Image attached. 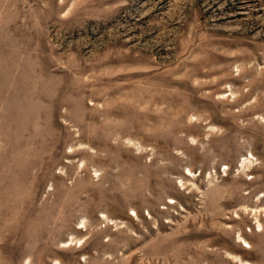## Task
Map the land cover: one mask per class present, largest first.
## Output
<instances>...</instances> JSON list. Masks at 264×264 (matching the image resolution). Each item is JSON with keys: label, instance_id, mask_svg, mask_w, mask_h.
I'll return each mask as SVG.
<instances>
[{"label": "rangeland", "instance_id": "obj_1", "mask_svg": "<svg viewBox=\"0 0 264 264\" xmlns=\"http://www.w3.org/2000/svg\"><path fill=\"white\" fill-rule=\"evenodd\" d=\"M0 264H264V0H0Z\"/></svg>", "mask_w": 264, "mask_h": 264}]
</instances>
